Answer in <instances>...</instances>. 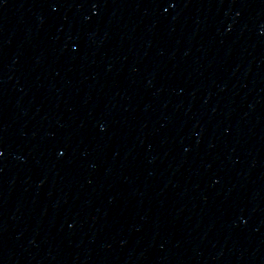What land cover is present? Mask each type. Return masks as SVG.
Segmentation results:
<instances>
[{
  "label": "water",
  "instance_id": "95a60500",
  "mask_svg": "<svg viewBox=\"0 0 264 264\" xmlns=\"http://www.w3.org/2000/svg\"><path fill=\"white\" fill-rule=\"evenodd\" d=\"M0 264H264V0H0Z\"/></svg>",
  "mask_w": 264,
  "mask_h": 264
}]
</instances>
